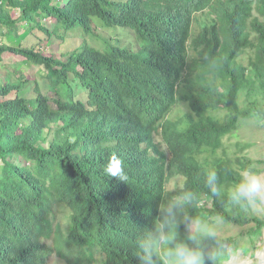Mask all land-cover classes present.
<instances>
[{
	"label": "trees",
	"instance_id": "1",
	"mask_svg": "<svg viewBox=\"0 0 264 264\" xmlns=\"http://www.w3.org/2000/svg\"><path fill=\"white\" fill-rule=\"evenodd\" d=\"M207 9L216 18L199 25ZM93 18L127 28L135 50L106 38L102 50L84 39L59 54L0 41V59L10 53L43 66L57 95L51 101L36 85L28 96L27 81H0V264H48L54 252L68 264H141L138 240L176 200L182 238L191 228L184 217L244 227L238 238L218 236L220 245L204 240L215 257L207 264L247 253L264 216L233 206L227 192L240 170L261 168L241 153L249 146L230 155L224 139L244 120H264V0H0V26L26 25L20 40L37 29L64 41L76 25L87 36L98 30ZM180 102L187 110L169 119ZM113 152L124 181L103 171ZM15 155L31 164L10 162ZM210 169L220 195L207 185ZM56 207L69 212L65 233Z\"/></svg>",
	"mask_w": 264,
	"mask_h": 264
},
{
	"label": "rangeland",
	"instance_id": "2",
	"mask_svg": "<svg viewBox=\"0 0 264 264\" xmlns=\"http://www.w3.org/2000/svg\"><path fill=\"white\" fill-rule=\"evenodd\" d=\"M65 0H56V2H61ZM117 1V0H114ZM125 1V0H122ZM14 17L18 16V11L13 10ZM258 13L254 11V15ZM215 11L207 9L203 13L198 15L199 25H203L206 21L215 19ZM95 25L98 30L95 33L89 34L87 36L83 35L82 29L79 25L67 30L65 40L61 41L60 38L56 36H48L37 29L31 31L25 38L20 40V34L24 32V23H18L16 29H11L7 27L0 26V41L8 45H28L33 46L36 49H40L45 52L59 54L63 51H68L71 48H79L80 44L84 39L87 43L96 49L102 50L106 46L103 39H111L108 42L112 45L120 44L123 47H130L135 50L136 41H134L133 33L129 34V30L124 27H105L101 20L98 18H93ZM41 24L48 30H52L55 26V21L53 19H41ZM60 35V34H59ZM101 37L102 39H100ZM247 59L244 58L242 61L246 64ZM46 69L41 65H31L23 61V57L4 53L0 59V81H4L7 78L10 81H15L17 78L20 80L27 81L26 89L23 94H32L34 86H38L39 90L47 94V96L52 101L56 95V87L52 86L49 78L46 75ZM75 85V93L77 96L82 95L83 89ZM240 104H243V94L240 96ZM54 107V103L51 102ZM188 106L184 102H180L179 106L174 109L168 116L169 119H176L181 114L186 111ZM155 140L158 141L161 146L165 148L162 142L160 133L155 134ZM224 144L227 149L228 154L236 155L239 154L238 146H249L248 148L241 151L242 154L251 158L256 162L257 166L261 168L260 174H264V120L257 121L255 119L244 120L240 129L235 131L233 134L224 139ZM10 162L16 163L20 166L29 165L31 162L25 161L19 156H14L10 159ZM2 161L0 160V165ZM174 179H170L167 187L169 190L174 187ZM250 210L253 214L257 216H264V202H257L254 205H250ZM68 210L64 207L55 208L54 221L59 222L61 225V230L65 233ZM219 221V222H217ZM210 225L214 226L218 236L228 237L234 236L238 238L242 235L244 227L233 225L230 223L222 222L220 219L215 218L212 223L208 222ZM61 232V231H60ZM53 238L49 240V244H52ZM239 245L243 244V240L239 241ZM249 246V245H248ZM235 252H239L240 255L233 259L232 255L228 261L224 264H264V231L257 237L254 242V247L251 248L247 253H244L240 248ZM99 250L93 248V254L99 257ZM48 264H68L61 258L57 252H54L48 260Z\"/></svg>",
	"mask_w": 264,
	"mask_h": 264
},
{
	"label": "clouds",
	"instance_id": "3",
	"mask_svg": "<svg viewBox=\"0 0 264 264\" xmlns=\"http://www.w3.org/2000/svg\"><path fill=\"white\" fill-rule=\"evenodd\" d=\"M104 173L120 181L127 179L124 171V160L115 152L111 153L103 164ZM238 181L227 192V198L233 206L245 207L257 202H264V174L249 167L238 172ZM218 176L214 169L207 173V185L211 193L220 195L216 187ZM191 199L190 193H185L183 200ZM181 201H170L160 209V215L154 226L146 231L137 242V255L141 264H207L215 259L205 255L202 248L204 240L215 241L220 245L214 226L200 219L184 217V223L191 225L185 237L176 231L178 209ZM219 222V221H217ZM233 259L240 255L233 252Z\"/></svg>",
	"mask_w": 264,
	"mask_h": 264
}]
</instances>
